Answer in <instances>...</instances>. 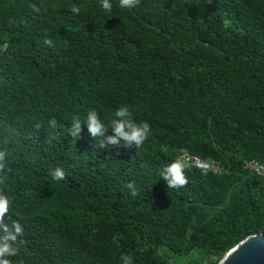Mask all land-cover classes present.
Masks as SVG:
<instances>
[{"label":"trees","instance_id":"16d2710c","mask_svg":"<svg viewBox=\"0 0 264 264\" xmlns=\"http://www.w3.org/2000/svg\"><path fill=\"white\" fill-rule=\"evenodd\" d=\"M109 2L0 0L10 264H218L264 235V173L247 167L264 171V0ZM120 106L150 125L139 148L73 131ZM187 155L214 170L184 162L169 188L162 170Z\"/></svg>","mask_w":264,"mask_h":264},{"label":"clouds","instance_id":"9594fccd","mask_svg":"<svg viewBox=\"0 0 264 264\" xmlns=\"http://www.w3.org/2000/svg\"><path fill=\"white\" fill-rule=\"evenodd\" d=\"M119 4L121 8L132 9L135 8L137 0H119ZM101 7L105 12L110 13L113 6L109 0H102ZM72 11L78 14L80 9L73 7ZM45 43L49 46L52 45L51 40H45ZM50 124L55 126V119L50 121ZM82 125L86 126L92 138L98 137L102 139L103 147L112 145L139 148L151 134L150 125L147 122L137 123L127 106L118 107L107 124L101 119L100 113L95 109L89 110L83 116V119H81L79 114L74 115L72 117V129L76 135L80 133ZM109 132H111V135H106ZM5 158L6 153L0 151V170L5 169ZM185 167L183 159L178 157L162 170V179L167 182L169 188H182L187 184ZM50 177L57 182L64 181L66 179L65 171L61 168H56L50 172ZM9 205V197L0 195V264H10L9 257L16 254V248L13 245L23 232L18 222L13 221L11 226L9 225ZM121 261L122 264H134V259L131 255H122Z\"/></svg>","mask_w":264,"mask_h":264},{"label":"water","instance_id":"95a60500","mask_svg":"<svg viewBox=\"0 0 264 264\" xmlns=\"http://www.w3.org/2000/svg\"><path fill=\"white\" fill-rule=\"evenodd\" d=\"M218 264H264V235L248 236L225 253Z\"/></svg>","mask_w":264,"mask_h":264},{"label":"built area","instance_id":"2783aa9c","mask_svg":"<svg viewBox=\"0 0 264 264\" xmlns=\"http://www.w3.org/2000/svg\"><path fill=\"white\" fill-rule=\"evenodd\" d=\"M181 158L183 159V161L185 163H187V165H192L195 168H197L199 170H202L204 172L209 171V170H214L213 166H210L207 163H203L197 158H194V157H191V156H188V155L187 156H182ZM247 167L249 168V170L257 172L259 174L263 175V173H264L263 169L260 168L259 166H257V164L254 163V162L247 164Z\"/></svg>","mask_w":264,"mask_h":264}]
</instances>
